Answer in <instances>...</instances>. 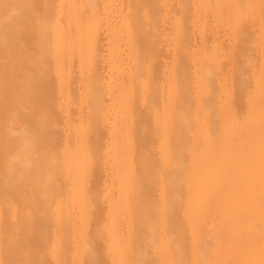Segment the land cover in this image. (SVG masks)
<instances>
[{"label": "bare ground", "instance_id": "bare-ground-1", "mask_svg": "<svg viewBox=\"0 0 264 264\" xmlns=\"http://www.w3.org/2000/svg\"><path fill=\"white\" fill-rule=\"evenodd\" d=\"M0 264H264V0H0Z\"/></svg>", "mask_w": 264, "mask_h": 264}]
</instances>
